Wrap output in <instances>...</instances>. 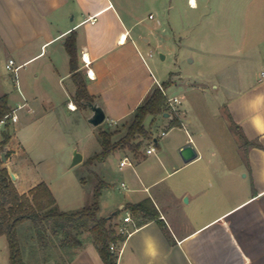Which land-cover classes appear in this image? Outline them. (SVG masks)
<instances>
[{"label":"crops","instance_id":"obj_1","mask_svg":"<svg viewBox=\"0 0 264 264\" xmlns=\"http://www.w3.org/2000/svg\"><path fill=\"white\" fill-rule=\"evenodd\" d=\"M157 4L163 5V10L189 4L192 11L200 4H239L234 8L239 19L237 15L231 18L233 10L228 11V21L216 35L239 42L235 43L237 50L222 55L238 60L239 67L224 71L218 83L213 81L211 92L191 82L188 88L191 104L192 95H201L218 109L228 110L241 134L240 147L246 156L229 162L216 155L218 148L213 145L206 160L202 145L204 140L211 142L210 132L195 111L182 106L183 97L175 96L183 110L178 117L180 125L172 126L173 117L165 113L148 116L151 123L147 125L146 119L145 126L154 141L141 138L144 141L139 152L119 149L103 160L119 151L125 153L119 166L128 168L121 184L124 197L111 210H125L113 219L116 227L127 214L136 225L119 244L117 264H264V0H0V56L4 53L8 62L13 59L14 66L19 67V82L9 86L3 80L0 59V99L4 97L11 110L17 108L19 119L13 123L21 121L17 133L9 134L5 148L11 153L2 166L16 175L12 179L19 192H28L42 182L37 179L23 187L18 183L26 163L35 161L28 148V127L36 122L66 120L69 112L78 110L88 119L93 115L91 106L84 108L77 101V83L66 49L72 33L77 38L78 70L93 103L103 108L109 122L99 132L115 131L113 140L121 138L114 139L122 127L118 125L127 126L124 124L132 120L152 89L163 83L153 76L147 58L153 53H147L146 48L151 41L146 14ZM152 15L150 12V19ZM193 17L186 14L179 19L181 24L196 26L200 19ZM169 18L171 29L178 31V16L175 26L170 13ZM207 23L214 24L215 19L209 18ZM204 38L210 39L212 34ZM163 89L167 94L168 89ZM70 102L77 106L75 110L69 108ZM159 121L165 126V134L156 137L153 124ZM11 123L6 124L8 129ZM152 143L156 144L155 151L148 153ZM189 143L197 157L186 162L180 151ZM125 158L131 164L122 166ZM102 174L108 185L109 177ZM148 198L159 217L139 224L143 218L132 214L129 206ZM115 212L101 215L100 209L99 215L110 217ZM67 250L71 252L68 264H105L92 239L84 241L81 248Z\"/></svg>","mask_w":264,"mask_h":264},{"label":"rangeland","instance_id":"obj_2","mask_svg":"<svg viewBox=\"0 0 264 264\" xmlns=\"http://www.w3.org/2000/svg\"><path fill=\"white\" fill-rule=\"evenodd\" d=\"M237 5L239 4H209L210 8L206 4H200L198 10L192 11L189 4H181L180 9L174 7L172 10L170 8L163 10V5L157 4L146 14L151 31V33L148 32L151 41L146 45V48L149 51L147 53H153L152 57L148 55L147 58L153 76L163 82L161 85L164 83L167 85V94L170 98L183 97L182 106L187 110L195 111L194 115L198 114L201 117L203 126L210 132V139L213 143L203 141L202 147L205 150L206 160L210 159L209 149L213 145L218 148L216 155L224 157L229 162L244 159L246 156L240 147L243 141L241 134L238 127L232 122L228 110L225 107L218 109L213 101H204L201 95H192L191 104L192 92L188 88V82H191L192 86L209 88L211 92L213 81L218 83V78L223 76L224 71L239 67L238 60L222 56L237 50L239 47H235V43L239 42L216 36L219 29L223 28L224 22L228 21L226 19L229 18L228 11L233 10L231 18L235 19L237 15L236 19H239V12L234 13V8H237ZM150 12L153 13L151 19L149 18ZM169 13L172 16L173 26L176 25L178 16L180 24L176 32L171 29ZM186 14L194 16V19H200L199 24L196 26L181 24L179 17ZM153 17L155 18L153 19ZM209 18H214L215 23L208 26ZM157 21H161L162 25L156 24ZM250 32H254V30L250 28ZM208 33L212 34V38H204V35ZM238 33L239 31L235 32V34ZM2 58L3 80L9 86H15V74L7 67L8 57L3 53V56H0V59ZM218 92L219 97L223 99V90L220 89ZM79 108L82 107L79 106ZM84 108L86 107L84 106ZM170 108L171 117H179L183 113L178 104ZM89 111L91 112V110ZM69 116L66 120L36 122L28 127L26 132L30 140L28 148L35 161L34 163L27 162L24 170H21L19 185L23 187L37 179L45 181L51 187L62 210H76L93 202L95 189L100 184V180H104L102 173H105L109 177L110 183L101 189L99 200L101 215H110L113 211H119L120 214L125 213V210H118L117 207L111 210L115 202L124 197V189L121 184L125 181L123 172L128 168L122 169L119 166L125 153L119 151L106 162H89L92 156L102 150L99 131L102 128H107L108 120L94 126L89 122L88 117L81 113V110L69 112ZM129 122L124 125H128ZM150 123L149 118L147 125L150 126ZM20 124L21 121L17 124L12 122L8 129L6 124L0 123V140L5 133L12 135L17 133ZM121 126L123 127V125H118L119 128ZM122 127L114 139L123 137L127 132V126ZM164 127L161 121L153 124L156 137L161 134ZM173 132H169L168 137ZM152 145L156 147L155 143ZM76 150L84 158L81 162L73 165ZM6 151L0 145L1 157ZM143 151H146L145 145ZM10 167L14 169L13 165ZM78 235L84 241L92 238L89 232ZM21 239L26 264H49L51 261V264H68L71 252L58 249L59 239L49 232H46L45 240L40 238L37 228L30 221L24 223L21 229ZM0 264H10V245L6 236L0 237Z\"/></svg>","mask_w":264,"mask_h":264},{"label":"trees","instance_id":"obj_3","mask_svg":"<svg viewBox=\"0 0 264 264\" xmlns=\"http://www.w3.org/2000/svg\"><path fill=\"white\" fill-rule=\"evenodd\" d=\"M66 49L71 58V71L77 83L76 97L79 105L89 106L94 102L90 95L85 79L79 72L77 38L72 33L66 40ZM165 83L163 87H166ZM169 97L160 86H155L144 102L139 105L130 123L127 125L126 134L119 140L114 141L115 131L102 130L100 138L102 150L89 159V162L103 161L113 151L124 149L135 153L143 146V139L155 140L153 133L145 126L148 116L169 113ZM6 99H0V119L11 113ZM178 117L172 118V126L180 125ZM9 134L5 135L2 141V148L6 151L5 145L9 142ZM6 151V157L10 156ZM0 156V237L5 235L10 245V264H26L24 249L22 246L21 229L25 222L30 221L36 228L40 238L45 240L46 232L59 239L58 249L81 248L84 240L79 233L89 232L91 239L98 248L105 264H117L119 253L112 251V243L120 244L126 237L118 234L113 219L119 214L116 211L110 217L99 215L101 189L105 185L103 180L94 192L93 202L82 208L63 211L60 209L57 199L48 184L40 182L28 192L20 193ZM132 214L146 223L149 220L158 219L159 212L151 199H145L137 204L129 206Z\"/></svg>","mask_w":264,"mask_h":264},{"label":"built area","instance_id":"obj_4","mask_svg":"<svg viewBox=\"0 0 264 264\" xmlns=\"http://www.w3.org/2000/svg\"><path fill=\"white\" fill-rule=\"evenodd\" d=\"M151 55H153V54H151ZM14 63H15L14 60L10 59L8 64H7V67H8V69H10L15 74V81H16V83H18L19 82L18 81V69H19V67H15ZM87 63H89V62L87 61ZM89 74L91 75V71ZM263 74H264V72H263ZM159 86L163 89V86L161 84H159ZM168 102H169V105L171 107V106H175V105L179 104L181 101L177 97H174V98H169ZM68 106L72 110H75L77 108V106L71 102L69 103ZM18 119H19V115L17 114V108H14V109H12L11 113L6 114L3 118L0 119V123L8 124L10 122H17ZM162 134H165V132H162ZM154 151H155V147L153 145H151L147 149L148 153H152ZM127 163L131 164V162H129L127 158H125L124 160L121 161L122 166L127 164ZM123 185H124V183H123ZM130 223L132 224V227L129 226ZM135 226L136 225L134 223V219L132 218V216L130 214H127L123 219V223L120 224L118 227H116V230H117L118 234H122L125 237H127L128 235L131 234V232L133 231V228ZM110 248L112 251L118 252L120 254L121 247L119 246V244L112 243Z\"/></svg>","mask_w":264,"mask_h":264},{"label":"water","instance_id":"obj_5","mask_svg":"<svg viewBox=\"0 0 264 264\" xmlns=\"http://www.w3.org/2000/svg\"><path fill=\"white\" fill-rule=\"evenodd\" d=\"M89 106H91L93 110V115L89 118V122L94 126H98L102 124L106 120V114L103 108L95 103H90ZM170 115L171 114L168 112L165 113V116H170ZM180 153L186 162H189L197 157V152L191 143L185 145L181 149ZM2 158L3 161L7 160L6 153H3ZM82 160H83V155L78 150H76L74 153L73 165H76ZM11 176L13 179L16 178V175L13 172H11Z\"/></svg>","mask_w":264,"mask_h":264}]
</instances>
